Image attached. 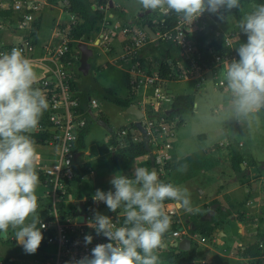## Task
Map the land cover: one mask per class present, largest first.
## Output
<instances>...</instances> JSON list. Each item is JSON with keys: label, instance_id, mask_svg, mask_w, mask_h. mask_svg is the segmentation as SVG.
Listing matches in <instances>:
<instances>
[{"label": "clouds", "instance_id": "9594fccd", "mask_svg": "<svg viewBox=\"0 0 264 264\" xmlns=\"http://www.w3.org/2000/svg\"><path fill=\"white\" fill-rule=\"evenodd\" d=\"M145 10L174 11L192 21L203 12L231 10L239 0H138ZM238 27L247 42L237 49L239 60L226 65L227 88L238 114L247 115L264 108V5L240 21ZM37 73L22 50L0 53V234L14 231L15 241L27 254L40 246L44 227L37 214L35 141L29 133L39 126L48 103L34 87ZM114 191L96 190L93 200L103 202L111 212L122 209L123 226H117L96 213L94 227L109 243L96 245L91 257L76 264H161L157 252L164 247L172 218L165 212V201L176 210L193 212L187 188L161 181L155 170L136 166L132 175L116 173L110 180ZM40 225V227H38ZM85 243L92 237L85 236Z\"/></svg>", "mask_w": 264, "mask_h": 264}, {"label": "built area", "instance_id": "2783aa9c", "mask_svg": "<svg viewBox=\"0 0 264 264\" xmlns=\"http://www.w3.org/2000/svg\"><path fill=\"white\" fill-rule=\"evenodd\" d=\"M58 3V9L68 16L58 18L52 24L50 38L40 46L41 53L38 54L34 37L41 23L43 10H52L56 5L48 0H0V31H10L18 35L16 42L1 45L0 53H10L12 48H19L23 55L32 62L37 73L33 86L44 93L48 103V107L42 115L45 123H39L33 132L45 134L44 143L54 145L58 149L57 158L53 162L46 165L35 162L37 173L45 178L46 196L49 198L48 218L40 220L44 225L41 229L42 236L45 243L53 247L50 253L36 260L35 264H76L85 256L91 257L92 249L96 245L110 242L103 235H97L95 228L89 226V222L94 223L93 208L99 203L95 202L93 197L83 199V202L91 204V210L82 213L83 222L74 220L76 214L74 203H72V210L69 211L73 214L64 216L67 213L63 204L64 193L68 181L73 176L74 168L72 142L78 129L85 122L84 113L78 111L79 101L70 89V81L74 79V69L78 66L79 53L76 44L87 41L71 36V31L78 23L77 16L68 9L67 0H58ZM218 16V12L210 13L208 11L203 12L192 21H186L181 16L172 28L161 29L159 27L155 31L156 40L175 47L176 55L181 60L176 73L177 79L201 80L204 79L206 73H210L214 86L226 90L232 95L227 88L225 70L226 65L236 59V55L230 51L219 53L213 47L199 51L195 47L193 39L195 33L208 28L213 32V37L217 42L223 40L225 45H231L234 33L233 31L223 32L220 29ZM113 28L109 31V35L123 34L127 38L124 52L117 59L121 61V64L124 62L128 64L126 70L132 75L129 84L134 86V89L143 87L149 92L146 106L142 110L141 125L147 134L148 143H151L154 163L159 165V169H162L163 163L170 158L171 141L178 127V117H164V109L166 105L172 103L173 98L162 87L164 80L157 71L146 73L141 63L135 59L141 49L153 39L138 24H124ZM100 37L104 39L105 34ZM70 43L74 46H69ZM95 107V101L90 100L88 108ZM154 114L159 116L150 117ZM115 135L117 138H128V131L121 129ZM139 140H142L141 135L140 137L132 136L125 142ZM164 203L165 212L174 218L172 223H180L181 217L173 206V202L165 201ZM108 217L118 227L123 226L122 221L116 215ZM183 221L187 222L184 219ZM184 226L182 225V229L178 230L173 229L171 224L170 230L164 238L170 235L172 239L177 238V241L183 237L190 239L189 234L191 233L188 232L190 227L187 224ZM86 235L92 237L91 243H85ZM0 264L7 263L0 259Z\"/></svg>", "mask_w": 264, "mask_h": 264}, {"label": "rangeland", "instance_id": "374dc122", "mask_svg": "<svg viewBox=\"0 0 264 264\" xmlns=\"http://www.w3.org/2000/svg\"><path fill=\"white\" fill-rule=\"evenodd\" d=\"M97 1L98 0H94L96 4ZM112 2L114 5L119 4L122 6L121 10L124 12L122 20L131 21L132 18L139 16V14H141V18H144L147 15L153 28L156 30L159 29L160 10H145L139 4L138 0H112ZM97 7L103 15L105 11H107L106 4L103 6L97 4ZM221 9L222 10L218 12L220 15V21L223 23L224 28L229 29L232 24H236V20L232 17V9L226 10L223 7ZM255 10L256 8L253 4L250 3L246 5V7L242 9V20ZM145 11H147V13H145ZM56 14L57 11L47 14L44 13L41 17V23L38 29V42H43L48 38L52 27L50 19L55 17ZM64 17L66 16L64 15ZM116 18L118 17L116 16ZM122 24L123 23H120L119 25L122 26ZM125 24L136 23L132 22ZM106 25L107 24L102 26L103 31L107 30ZM231 28H233V26ZM122 36L124 35H114L115 39L113 44L118 48L116 49L117 55L122 53L119 46V42L121 43L123 41ZM94 40L86 42L87 46L92 50V55L88 59L90 69L86 74H82L78 71L77 66L74 69L73 81L76 85L77 91L85 92L90 98H93L96 101L97 108H94V112H101L107 118V122L110 126L109 130L113 131L123 124L119 115L122 109L104 98V89H110L113 92H117L119 96H123L124 89H120L122 78L119 70L115 66L116 63H107L100 50L92 48L97 43V41ZM153 40V43H147L142 49L143 54L146 56L144 62L146 68L144 70L150 73L157 71L159 65L158 59L160 58L162 50L169 49L173 55L176 53L173 45L160 40ZM111 50L115 51V49ZM116 54L114 56H116ZM118 63L120 64L119 61ZM208 76L209 78L207 81L210 79L213 83V79L210 78V75ZM172 84L173 88L186 85L185 83ZM208 87H210V85ZM208 89L209 91H204V96L195 100L197 105L196 108L192 109V112H187L181 115L183 121L187 124V128L181 133L176 130L175 136L171 141L175 144V154H180L181 156L176 157L174 154H171V159L169 161L170 168L166 171L171 178L169 180L174 185L187 188L190 193L191 202L193 203L198 199L206 200L213 195L217 188L215 178L222 173V175H229V177L244 184V188L249 192V197L245 198L242 194L244 192V190H242L243 188L239 187V189H236L229 195L230 198H234L233 202L230 201L228 196L218 198L217 201L221 204V207L226 206L227 208L225 211L221 210L215 212L211 217L221 223L219 229L223 227V229H227L230 233L232 232L235 235L234 239H232L234 240L235 245L231 248H223L222 244L219 245L217 242L218 235L216 231H213L211 235L206 238L199 236L197 232H191V234H189V249H192L193 251L192 261L193 264H264V258H247L248 256H245L243 253L245 248L256 242L261 250L264 249V174H261L260 171H258L259 173L255 175L252 171L258 169H249L247 167L248 165L246 167L243 166L242 171L235 172L232 167L231 156L228 157L227 148L225 146L226 141H233V133L236 131V127L240 126L250 116L254 115V113L243 115L234 111L235 108L232 109V106L230 105L221 107L219 105V99L216 98V92H214V97H209L211 91L214 90L212 87ZM195 110L197 113L193 114ZM235 112L237 113V116H234ZM223 130H227V132L224 133ZM33 131H31L29 135L34 134ZM200 132H204L206 135V140L203 141V143L198 139L199 136L197 134H200ZM241 138L245 141V147H249L250 145L248 144L251 143L249 138H247V136H241ZM94 139L95 137L90 138L88 144L92 143ZM213 144H215L218 149L221 158L225 156V161H219L218 158H216L217 149L215 150L213 148ZM254 145V147L251 146L256 152L260 150V152H263L264 154V139L259 140ZM208 149H210V151H208ZM232 149L233 151H238L236 146ZM262 162H264V160ZM253 183L255 184L254 187ZM81 188H84V192H89L91 186L88 182L82 181ZM247 199H249L250 205L243 209L242 204ZM202 211H204L203 208L197 212H191L187 218L188 223H184L183 219L185 218L184 215L181 214L183 210H179L178 213L181 217L179 219L180 223L177 224L175 229L181 230L182 225L189 224L190 228L188 229V232L190 233V229H193L192 221L194 214ZM239 213H241V217L239 216ZM38 216L39 218H42L39 214ZM172 220H174V218H172ZM238 222L240 225H238ZM220 236H223V234L220 233ZM171 239L170 235H167L164 238V243H166L165 251H170V248L168 247ZM173 239L177 240V238ZM10 252H13V254L19 258H26L27 261L30 260L28 263L23 262L22 264H35L37 258L40 257L39 252H35L34 254H27L21 251L14 253L9 246H0V253L2 256H9L11 255L9 254ZM160 253L161 250L157 252V255L159 256ZM236 256H240L242 259L234 258ZM160 261L161 264H167L164 260L160 259ZM15 262L16 261H14V263Z\"/></svg>", "mask_w": 264, "mask_h": 264}, {"label": "crops", "instance_id": "0c3cea01", "mask_svg": "<svg viewBox=\"0 0 264 264\" xmlns=\"http://www.w3.org/2000/svg\"><path fill=\"white\" fill-rule=\"evenodd\" d=\"M54 4L56 5L55 8H53L52 10L45 9L43 12V14L44 13L47 14V13L57 11L56 16L52 17L50 19L52 24L58 18H60V19L65 18L64 15L66 17L68 16L66 13H64L58 9V7H57V6H59L58 0H55ZM113 6H114V3H113ZM115 6H117L119 9H121V7H122L119 4H115ZM220 10H222V9H220ZM140 16L141 15H139V17ZM217 20L220 23L219 27L223 32L231 31L233 28L237 27V22H236V24H234V25L232 24L233 28H231L232 26L229 29L224 28L223 23L220 21V15L217 17ZM127 22H129V21H125V20L116 18V16H114L107 9V11H105V13L103 15L102 21L97 25V29L93 32V36L90 39V40L95 39L94 41H97V43L92 48L99 49L107 63H109V62H111V63L115 62L116 63L115 66L119 70L120 76L122 78V82L120 83L121 84L120 89H124L123 90L124 94H123V96H119L117 94V92H113L112 90L111 91L113 93H115L117 96L123 97V98L126 97L129 93L128 88H127V80H128V84H129V80L132 78V75H130L129 72H127V70H126L128 68V64L125 62L123 64H121V61H119L117 58H118V56H120L124 52V48H125V44L127 42V38H126V36L125 37L122 36L123 41L121 43L119 42V46L121 48L120 50L122 53L117 55L116 49H118V48H117V46L115 47L113 44L115 38H114V36L109 35V31L113 27L121 26V25H119L120 23H123L122 25H124ZM105 24H107L106 25L107 30L103 31L102 26H104ZM38 29H39V27H38ZM38 29H37L36 36L34 38H35V43H36V48H37L36 52L38 54H40L41 53L40 52V46L49 40L51 30H50L49 36L46 40H44L43 42H38ZM153 31L155 33L156 29H154ZM104 34H105V38L103 39L100 36L101 35L103 36ZM17 36L18 35L16 33L14 34L10 31L1 30L0 31V46L16 42L18 39ZM153 41H151V43H153ZM115 43H117V42H115ZM111 49H115V51H113ZM142 49H141V52H142L144 62H145L146 56L143 54ZM162 52H164V50H162ZM115 54H116V56H114ZM161 54H160V57H161ZM171 55L174 56L172 52H171ZM175 55H176V53H175ZM118 61L120 62L121 66L118 63ZM168 61H170V59H168ZM180 62H181V60H179L176 64L173 65L175 77H176L177 70H179L178 66H179ZM142 65L144 68H146L144 64H142ZM89 69H90V65H89ZM146 73H150V72H146ZM208 75H210V78L213 79V77L210 73H206L204 79H201V80L177 79V78H175L173 80H169V79L163 78L164 81L162 82V87L164 88V90L169 95L172 96V98L176 95H185V94L191 95L193 97V103H194L192 106V109L196 108L197 102H195V100H197V98H201V96H204V94H205L204 91H206V90L209 91L208 88L212 87L214 91H211L209 97H214V92H216V98L219 99V105L221 107H226L227 105H230V106H232V109L235 108L233 105V99L230 97V94L226 90L219 89L218 87L214 86V84L211 82L210 79H209V81H207L209 78ZM172 83H174V84L185 83L186 85L173 88ZM209 85H210V87H208ZM148 96H149V92L146 91L143 87L136 88L134 91L135 101H134L133 105H136L142 111L144 109V107L146 106V101L148 99ZM86 100H87V104H89L90 100L95 101L93 98H90L88 94H86ZM95 104H96L95 108H97L96 101H95ZM166 107L170 108L171 104L166 105ZM166 107H165L164 111L167 109ZM91 110H92L93 115L95 116V119H92L93 121L90 124V127L88 129L86 136L84 137V148L79 152H75L74 160H73V167L75 169L81 170L82 174L78 178L80 180H78L77 186L75 188H73V194H68L67 196L64 195V203L63 204H64V209L67 211V213H71L69 211H71L73 208L72 203L80 202L81 203L80 204V213L82 214L84 212L83 199L88 198V197H93L95 195V192L97 189L104 191V192H107L109 190L114 191V189L112 188V185L110 184V180L116 173L131 176L133 168L136 166H143V167H147L149 170H153L152 169L153 166L150 163L148 154L145 156L136 157V158L124 161V162H118L117 164L113 163L112 157L115 153V150L118 148V146L126 145L127 143L125 141H127V139L131 138L132 136H134V137L139 136L140 137L138 131L136 132V131H133L131 128H129L130 125L133 124V122L135 120L133 115L127 113L126 109H122V111L119 113V115L123 121V124L119 128H117L116 130L114 129L113 131H110L109 130L110 126L107 122V118L99 111L94 112V108H91ZM234 111H236V109H234ZM191 112H192V110H191ZM194 113L195 114L197 113L196 110H195V112H193V114ZM252 113H254V115L250 116L240 126L236 127V131L233 133V141H226L225 146L227 148L226 150H227L228 157L231 156V158H232L233 155H237L240 158V160H241L240 165H242V167L240 168V171H242L243 166L246 167L248 165L247 167L249 169H254V168L258 169V170L252 171V172H254L255 175L257 173H259L258 171H260L261 174H264V162H262L264 160V154H263V152H260L259 148H258V150H259L258 152H256L254 150V148H252V146L253 147L255 146L254 145L255 143H257L259 140L264 139V108H262L261 110L256 111V112H252ZM99 116H101L102 118H99ZM234 116H237L236 112L234 113ZM96 119L102 120V123L98 122ZM180 119L182 122L180 125H178L176 130L181 133V132H184L186 130L187 124L183 121L182 117ZM121 129H127L128 138L127 137L116 138V140L118 141V145L113 146L111 144V134L112 133L115 134L118 130H121ZM223 132L226 133L227 130H223ZM197 135L199 136L198 139L201 143H203V141L206 140V135L204 132H200V134H197ZM241 136H243V137L247 136V138H249V140L251 141V143L248 144V145H250L249 147H247V148L245 147L246 146L245 141L241 138ZM93 137H95L94 141L92 143L88 144V140L90 138H93ZM35 144H36V151L39 154L38 159L36 160L37 163H39L41 165H46V164L53 162L57 158L58 149L56 146L50 145L47 143H42V144L35 143ZM171 146H172V148H171L172 150L170 151V158H169V160H167L168 162L171 159V154H174L176 157L181 156L180 154H175V150H176L175 144L171 142ZM235 146L237 147L238 151H233L232 148H234ZM213 148L215 150L217 149L215 144H213ZM208 151H210V149H208ZM216 158H218L219 161H222V160L225 161L224 160L225 156H223V158H221V155H219V153H218V149L216 150ZM169 168H170V162H169ZM156 172H157V170H156ZM157 174H158V177L161 181H163L165 183L170 182L169 179H171V178L168 176L167 172L164 171L163 169L158 168ZM38 175H39V185L36 189V195L38 197L37 214L42 216V218H40V220H46L48 218L47 207H48V202H49V198L46 196L47 186H46V182L44 181L45 178L41 174H38ZM215 179H216V183H217V186H216L217 188H216L215 192L213 193V195L208 197L206 200L198 199L195 202H193L192 203V207L194 209L193 211L197 212L198 210L202 209L203 205L208 204L211 200H216V202H214V203H218L217 200L219 197L224 198L225 196L226 197L228 196L230 198L229 195L233 191H235L236 189H239V187L243 188L242 190H244V192L242 194L245 196V198L249 197V192L247 191L246 188H244L245 185L241 184L237 180H234L233 178L229 177V175L224 176L221 173L220 176H216ZM82 181H86L90 184L91 189L89 192L88 191L84 192L85 191L84 188H81ZM254 185L255 184L253 183V187H254ZM78 193L81 195V198L75 199L74 194H78ZM230 201L233 202L234 198H230ZM249 202H250L249 199H247L242 204V208L243 209L247 208V206L250 205ZM85 203H87V202H85ZM220 206H221V204H219L217 207H220ZM226 208L227 207L224 206L222 210L225 211ZM93 209H94L93 215H95L96 213H99V214L107 216V217L110 215H116L117 217H119V219L122 222L124 221V215H123L122 209H118L114 213H110L106 207L100 208L97 205H95ZM208 209H209V207H208ZM208 209H207V211H208ZM74 211H75V208H74ZM207 211L204 210L201 212L203 214L204 219H206L204 216L207 213ZM220 211H221V209H220ZM190 213L185 212V211H183L181 213L182 215H184V218H185L184 220L187 221L186 223H188L187 218H188ZM71 214H73V213H71ZM213 214H215V210H214ZM75 215H74V217H75ZM239 216L240 217L242 216L241 213H239ZM238 225H240L239 222H238ZM187 226L190 227L189 224ZM215 231L218 235V241L217 242L219 245L222 244L223 248H225V247L231 248L235 245L234 240H232V239H234L235 235L232 232L230 233L229 230L223 229V227L221 229L216 228ZM220 233H222L223 236H220ZM174 241H177V240L171 239L168 248L171 249L172 247H174V246H172ZM178 241H180V240H178ZM0 246L1 247L2 246H9L14 251V253L15 252L18 253L19 251L24 252L22 247L19 246L17 244V242L15 241L14 231L11 228L9 229L6 236L0 237ZM165 246H166V243H164V247L162 249H165ZM174 248H176V247H174ZM52 250H53V247L49 246L45 243V245L42 247V249H39V250L37 249V251H36V252H39V254H40V257H38L37 260L45 257ZM262 250L264 251V249H262ZM9 254H11V255L5 256V257H7V258H5L0 253V259L4 260L7 264H22L23 262L28 263L30 261V260L27 261L26 258H19L18 256H15V254H13V252H10ZM259 257L264 258V252L260 256L255 257L254 259H257ZM234 258L242 259L240 256H236ZM247 258H251V257H247ZM14 261H16V262L14 263ZM263 263H264V260H263Z\"/></svg>", "mask_w": 264, "mask_h": 264}, {"label": "trees", "instance_id": "16d2710c", "mask_svg": "<svg viewBox=\"0 0 264 264\" xmlns=\"http://www.w3.org/2000/svg\"><path fill=\"white\" fill-rule=\"evenodd\" d=\"M50 3L54 4L55 0H48ZM68 2V9L73 12L78 19V23H76L73 31H71V36L74 38H81L83 41H89L92 36L93 32L97 29V25L102 21L103 14L98 10L97 4L100 6L107 5L106 0H98L97 4L94 2V0H67ZM253 4L255 8H257L260 5H264V0H239V6L237 8L232 9V17L237 22V27L233 28L231 31L234 33V37L232 38V44L231 45H225L223 40H220L217 42V40L213 37V32L209 30L208 28H205L193 35V39L195 41V47L199 51H204L208 47L216 48V51L219 53H224L225 51L233 52L236 55L235 60H239V56L237 53V49L241 46V44L247 42L246 35L243 34L241 29L238 27L240 21L242 20V9L246 7L248 4ZM109 12H111L113 15L117 16L118 18L122 19L124 17L123 10L119 9L117 6H113L112 8H107ZM152 11V10H151ZM182 14H177L174 11H167L165 13L160 12V21H159V27L161 29H170L172 28L179 17H181ZM136 23L141 26L147 24L150 28L153 29V25L148 20V16L146 15L144 18H141L139 16H136L131 19V21L127 23ZM213 27V26H212ZM69 46H74V44H69ZM136 60H138L141 65L144 64V58L142 55V52L140 51L138 55L135 57ZM170 59V61H168ZM180 58L177 55L172 56L169 49H165L164 52H162L161 57L158 59L159 65L157 68V73L161 78H166L169 80L175 79L174 69L173 65L176 64ZM143 67V65H142ZM145 69V68H144ZM150 74V73H148ZM74 77V75H73ZM127 80V79H126ZM127 88H128V95L126 97H119L115 93H113L110 89H104V98L113 103L114 105L126 109L129 105H133L135 101L134 97V86H131L128 84L127 80ZM70 89L75 93V96L78 98L79 104H78V111L84 113L85 122L82 127H80L75 135V139L72 142V152H73V160H74V154L75 152H79L84 148V137L86 136L88 129L90 127V124L92 123V117L88 113V104L86 100V93L85 92H78L76 85L72 79L70 81ZM230 97L233 99V96L230 95ZM193 106V97L191 95H176L172 99L171 107L175 108V111L171 112L169 115H164V117L167 118H173L178 117V125L181 124V115L187 112H191ZM157 117L159 115L154 114L150 115V117ZM99 118H102L99 116ZM40 124H44V118L41 117ZM133 131L137 130L133 127L131 124L130 127ZM31 138L35 141V143L42 144L44 143V139L46 138L45 134H39L34 133L30 135ZM116 135L114 133L111 134V144L113 146L118 145V141L116 140ZM149 146L151 148V143H149ZM147 151L145 150V147L142 143V140L139 141H132L128 142L124 146H118V148L115 150V153L112 157L113 163L117 164L118 162H124L136 157H141L147 155ZM240 158L237 155H233L231 158V163L233 170L235 172L240 171ZM154 166L156 167V170L158 172L159 165L154 163ZM162 169L164 171H167L169 169V162L165 161L162 165ZM82 171L79 169L73 168V176L70 178V180L67 183L65 193L64 195L67 196L68 194H73V188L77 186L78 178L81 176ZM75 199L81 198V195L74 194ZM167 201V200H166ZM216 202V200H211L208 204L203 205V210L207 211L209 205L211 203ZM83 209L84 212H88L91 210V204L90 203H83ZM98 207H106L107 206L103 202H99L97 204ZM108 209V208H107ZM108 211L111 212L109 209ZM220 211L219 207L215 209V212ZM72 215L71 213H65L64 216ZM123 223V222H122ZM193 229H190L191 232H197L199 236L206 238L211 235L213 231H215L216 228L221 227V223L217 222V220H214L213 217L210 219H204L203 214L196 213L194 214V218L192 221ZM177 226V223H172V228L175 229ZM45 245V242L42 239V242L39 249H42V247ZM263 250H261L258 247V243H254L250 245L249 247L245 248L243 253L245 256L255 258L263 254ZM161 260L166 261L167 264H188V262H193V251L192 249H188L186 251L177 250L176 248L172 247L170 251H165L164 249H161V253L159 255Z\"/></svg>", "mask_w": 264, "mask_h": 264}, {"label": "water", "instance_id": "95a60500", "mask_svg": "<svg viewBox=\"0 0 264 264\" xmlns=\"http://www.w3.org/2000/svg\"><path fill=\"white\" fill-rule=\"evenodd\" d=\"M106 1H107V8H112L113 7L112 0H106ZM145 13H147V11H145ZM139 15H141V14H139ZM143 30L146 32V34H148V36L150 38L156 39V34L147 24L143 25ZM76 48H77L78 53H79L78 71L82 74H86L88 72V69H89L88 59L92 55V50H91V48H89L87 46V44L85 42H78L76 44ZM87 111H88L89 115L92 117V119H95V116L93 115L92 110L90 108H88ZM173 111H175V108L170 107L164 111V114L169 115ZM126 112L133 115L135 120H134L132 125L141 135L142 143L145 147V150L148 153L150 163L153 166L152 169L156 171V167L154 166V157H153L151 148H150L149 143H148V137H147V134H146L143 126L141 125V119L143 117V112L136 105H129L126 108ZM96 120L98 122L102 123V120H100V119H96ZM240 167H242V165H240ZM80 204H81L80 202L74 203V208H75V213H76L74 220L77 222H83V220H84V216L80 213ZM218 205H219L218 203H211L209 205V209H208V211L204 217L206 219H209L211 217V215L213 214L215 208ZM220 209L222 210L223 207L220 206ZM0 237H4V236L2 234H0ZM172 246L176 247L177 249H179L181 251H186L189 249L190 239L188 237H183L180 241H174ZM188 264H193V262H188Z\"/></svg>", "mask_w": 264, "mask_h": 264}]
</instances>
